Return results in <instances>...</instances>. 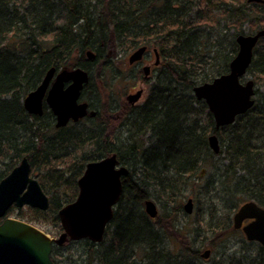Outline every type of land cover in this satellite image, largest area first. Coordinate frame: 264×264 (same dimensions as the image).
Wrapping results in <instances>:
<instances>
[{
    "label": "trees",
    "instance_id": "1",
    "mask_svg": "<svg viewBox=\"0 0 264 264\" xmlns=\"http://www.w3.org/2000/svg\"><path fill=\"white\" fill-rule=\"evenodd\" d=\"M262 29L264 5L247 0H0V183L26 157L50 200L47 212L13 207L6 217L62 233L58 214L77 199L87 164L115 154L130 173L104 240L71 242L88 264L127 263L123 256L134 264L210 263L201 250L219 251L236 231L237 210L248 202L264 208V38L248 72L258 83L255 105L234 124L217 129L194 88L229 73L238 34ZM145 46L162 64L146 101L126 109L113 95L115 80L125 83L117 61ZM73 67L91 74L82 99L96 116L57 129L48 109L30 115L24 100L47 72ZM96 77L112 90L105 103L92 87ZM189 190L197 204L211 202L191 221ZM148 200L160 205L156 219L145 211ZM63 250L53 248L55 264ZM236 261L220 255V264H244Z\"/></svg>",
    "mask_w": 264,
    "mask_h": 264
},
{
    "label": "water",
    "instance_id": "2",
    "mask_svg": "<svg viewBox=\"0 0 264 264\" xmlns=\"http://www.w3.org/2000/svg\"><path fill=\"white\" fill-rule=\"evenodd\" d=\"M264 4V0H249ZM264 37V30L254 35L238 38V53L230 64L228 74L222 75L211 83L194 88L199 101H204L213 115L217 129L232 125L239 116L246 114L255 105V83L252 80L244 83L254 59L258 41ZM148 48L136 50L130 57L131 65L142 61ZM157 61L159 56L157 51ZM89 59L95 54L90 52ZM146 72L149 68H145ZM56 75V78L54 79ZM89 73L82 70L52 68L47 72L41 84L30 92L24 100L26 111L34 116L44 113V99L56 117L58 129L66 127L71 121L78 122L88 115L89 104L80 103L84 86L89 82ZM66 83H70L66 87ZM51 85V86H50ZM48 92V94H47ZM143 91L128 96V101L135 104L140 100ZM211 150L218 154L220 142L217 136L209 138ZM130 173L126 166L120 165L117 155L100 161L91 162L78 181L77 199L64 207L58 214L63 233L52 239L39 227L14 218L4 219L9 210L31 207L46 212L50 200L42 190L37 179L31 177V167L24 159L12 173L0 183V264H55L52 260L54 246H64L71 241L87 239L101 243L114 218V211L123 193L122 179ZM145 211L152 219L157 218V204L150 200L145 204ZM187 214L193 213V200L185 205ZM246 220H253L243 227ZM234 228L243 227L246 239L264 246V209L250 202L237 211L234 216ZM210 251L203 254L208 259Z\"/></svg>",
    "mask_w": 264,
    "mask_h": 264
},
{
    "label": "rangeland",
    "instance_id": "3",
    "mask_svg": "<svg viewBox=\"0 0 264 264\" xmlns=\"http://www.w3.org/2000/svg\"><path fill=\"white\" fill-rule=\"evenodd\" d=\"M246 32L250 35L255 33V32H251V31L250 32L246 31ZM129 56L124 57V55H123L122 58L119 57L120 60L117 61V62H119V66H121V67L126 66L129 62ZM150 56H151V52L146 55L147 59H149ZM154 61H155V59L153 58L152 62H154ZM138 69L139 68H137V67L136 68L133 67V68H130L126 72V75L128 77H131V81H130V84L128 85V87L125 88L126 89L125 94H123V91L120 92L117 87H116L117 88L116 90L113 89V95H114L115 101H116V99H119L118 101H120V99H122V101L125 100L127 94L132 90V88L137 87V86L139 87L140 85H142L138 79L134 78ZM157 74L158 73L154 74V77L152 78L153 81L157 77ZM250 77L251 76H248V78H250ZM92 87L97 88V92L99 91L98 92V98H99L98 104L101 102L105 103L109 99L110 92H112V90L109 89L108 87L105 88L104 85L97 79V77L94 79ZM145 87L148 90L149 85H145ZM144 101H145V98L140 102V104H142ZM192 193L193 192L191 190H189L186 193L187 196H186L185 201H184V204L186 205L189 199H191V198L193 199V211L194 212L192 215H189V217H185V219L190 220V221L195 219V217L203 211V208H205V203H211V202H209V200L202 199L201 202H199L197 204V200L196 201L194 200V198L192 197L194 194H192ZM13 207H15V206H13ZM198 207L200 208V211H198ZM15 209L17 211H19L21 209L28 210L27 207H24L21 209H18V208H15ZM28 215L31 216V213H29ZM11 218L21 220V219L17 218L16 215H12ZM21 221H25V220H21ZM25 222H27V221H25ZM27 223H29V222H27ZM30 223L34 225V223H32V222H30ZM37 227H39L40 229H42L43 231L48 233L50 235V238H52V239H57L61 234V233H57L53 226H37ZM79 245L80 244L68 243L67 245L64 246V250L60 253L62 255L61 264H88L87 258L83 257L82 248H80ZM206 250H208V249H202L201 254L202 253L204 254ZM260 251H261V249H260ZM223 252H225V255L234 256V258L237 260L236 262L239 261V257L242 258V256L246 255V257H248V258H249V256H251L252 258H255L259 254V251H258V248L256 247V245H253L252 243L247 242L243 238L241 232H239V231H234V233L232 232L231 235H228V237L226 238L224 243L221 245V248L219 249V251L217 253L212 252L211 257H209L210 261L213 262V264H220V255L223 254ZM55 260H57V257ZM211 262L205 263V264H211Z\"/></svg>",
    "mask_w": 264,
    "mask_h": 264
},
{
    "label": "bare ground",
    "instance_id": "4",
    "mask_svg": "<svg viewBox=\"0 0 264 264\" xmlns=\"http://www.w3.org/2000/svg\"><path fill=\"white\" fill-rule=\"evenodd\" d=\"M247 3H257V4H262V3H258V2H255V1H251V2H250L249 0H247ZM262 5H264V4H262ZM221 22H222L223 27H225V28L228 27V22H225L224 17L221 19ZM262 30H264V29H262ZM246 31H247V30H246ZM246 31L244 32V34H238V35L236 36V38H235V42L237 43V45H238V38H239L240 36H245V37H246V36H249V35H250V34H248ZM259 31H261V30H259ZM249 32H250V31H249ZM257 32H258V31H257ZM255 33H256V32H255ZM255 33H254V34H255ZM254 34H251V35H254ZM263 38H264V37H262V38L258 41L257 46L260 45V41H261ZM257 46H256V47H257ZM139 49H140V48H139ZM137 50H138V49H137ZM90 52H92V51H87V53H86V57L88 58V60H90L89 57H88ZM134 52H135V51H134ZM134 52H133V53H134ZM92 53H93V52H92ZM133 53H131L130 56H131ZM130 56H129V57H130ZM160 61L162 62V60L159 59L158 63H159ZM161 64H162V63H161ZM130 66H131V64L128 62V64H127L126 66L121 67L120 72H119V75L122 74V75L124 76L123 79H124V82H125V83H121V82L117 81L118 78L115 80V81H116V82H115V88L117 87V88L119 89L120 92L123 91V94L126 93V89H125V88L128 87V85L130 84V81H131V77H128V76L126 75V72L129 70V67H130ZM160 66H161V65H160ZM71 69H72V70L82 69V70L88 72L87 70H85V69H83V68H81V67H73V68H71ZM249 69H250V68H249ZM156 72H157V70H156ZM156 72H154V74H155ZM248 72H249V70H248ZM248 72H247V75L244 77V81H243V82L246 83V82L249 81V80L254 81V83H255V95H254L253 99L256 100V91H257L258 83L256 82L255 78H253V76H251L250 78H248V76H249V75H248V74H249ZM88 73H89V72H88ZM154 74H153L152 78L154 77ZM89 77H90V79H91V74H90V73H89ZM219 77H220V76L214 78V80L217 79V78H219ZM152 78L149 79V80H143V79H141V80H143L144 85H149V86H151V85L153 84V82L155 81V79H156V78H155L154 81H153ZM90 79H89V82H90ZM214 80H213V81H214ZM213 81H212V82H213ZM89 82H88V83H89ZM88 83H87V84H88ZM207 83H211V82H207ZM204 84H205V83H204ZM261 84H263V83H261ZM261 84H260V85H261ZM201 85H203V84H201ZM84 88H85V86H84ZM117 88H116V89H117ZM122 88H124V89H122ZM148 90H149V87H148ZM148 90H147V94H148ZM83 91H84V89H83ZM83 91H82V92H83ZM88 93H89V95H94V94H93V89H90V91H89ZM147 94H146V95H147ZM195 97H196V96H195ZM146 98H147V97H146ZM196 99H197V98H196ZM81 100H82V94H81V98H80V100H79L80 103H84V102L88 103V104H89V112H92V111H90V103H91V102H90L89 100H88V101H89L90 103H89L87 100H84V101L82 102ZM197 100H198V99H197ZM145 101H146V99H145ZM145 101H144V102H145ZM198 101H199V100H198ZM144 102H143V103H144ZM143 103H142V104H143ZM91 104H92V103H91ZM142 104H140V105H142ZM49 109H50V108H49ZM49 109H48V110H49ZM97 109H98V108H97ZM250 110H251V109H250ZM250 110H249V111H250ZM49 111H50V110H49ZM44 113H45V110H44ZM44 113H43V115H44ZM30 115H31V114H30ZM43 115H42V116H43ZM42 116H38V117H42ZM211 136H217V135H211ZM211 136H210V137H211ZM210 137H209V138H210ZM159 138H161V137H159ZM217 138H218V136H217ZM159 140H160V139H159ZM218 140H219V138H218ZM24 159H27V160H28V158L25 157V158H23V159L21 160V162H22ZM21 162H20V164H21ZM28 162H29V160H28ZM29 164H30V163H29ZM30 167H31V165H30ZM11 173H12V172H11ZM11 173H10V174H11ZM10 174H9V175H10ZM9 175H8V176H9ZM8 176H7V177H8ZM7 177H6V178H7ZM31 177L34 178V177L32 176V169H31ZM4 179H5V178H4ZM4 179H3V180H4ZM34 179H36V178H34ZM3 180H2V181H3ZM2 181H1V182H2ZM47 197H48V196H47ZM48 198H49V197H48ZM148 201H150V200H148ZM146 202H147V201H146ZM72 203H73V202H72ZM72 203H70V204H72ZM248 203H250V202H248ZM254 203H255V202H254ZM156 204H157V203H156ZM246 204H247V203H246ZM256 204H257V203H256ZM67 205H69V204H67ZM67 205H65L64 207H66ZM244 205H245V204H244ZM242 206H243V205H242ZM242 206H241V207H242ZM64 207H63V208H64ZM157 207H158V211H159V207H160V205L158 204ZM63 208H62V209H63ZM62 209H61V210H62ZM262 209H264V208H262ZM61 210H60V211H61ZM159 212H160V211H159ZM158 215H159V214H158ZM168 224H172V223H169V222L166 220L164 225L166 226V225H168ZM176 225H178V223H177ZM244 226H245V225L243 224V227H244ZM243 227H242L241 229H243ZM177 228H179V227L176 226L175 231L178 232ZM175 231L172 232V235H176V234H177V232H175ZM172 235H171V236H172ZM178 238H180V236H179ZM175 242L180 244V241H175ZM168 243H169V245H170V242H168ZM256 247L258 248V251H259V254L257 255V257L252 258L251 256H249V258H248V257H246V255H245V256H242V258L239 257V261H240V262H243L244 264H257V263H258V264H264V250L262 249V248H264V247H263V246H259V245H256ZM260 249H261V251H260ZM206 251H210V256H209V257H211V255H212V250H211V249H208V250H206ZM121 255H123V254H121ZM237 257H238V256H237ZM123 259L125 260V261H123V262H127V263H124V264H134V262H135V261H134L135 258H134L133 256H129V257H128V256H123Z\"/></svg>",
    "mask_w": 264,
    "mask_h": 264
},
{
    "label": "flooded vegetation",
    "instance_id": "5",
    "mask_svg": "<svg viewBox=\"0 0 264 264\" xmlns=\"http://www.w3.org/2000/svg\"><path fill=\"white\" fill-rule=\"evenodd\" d=\"M155 51H157V50H155V49H153V50H147V52L145 53V55H144V57H143V59H142V61H140V62H137V63H135V64H133V65H131L130 67H129V69L130 68H133V67H137V68H139L138 69V71L136 72V74H135V76H134V78L135 79H138L139 81H140V83L142 84V85H140L139 87L137 86V87H134V88H132V90L127 94V96H126V98H125V100H123L122 101V99H121V101H122V103H123V105H124V107L126 108V109H128V108H136V107H138V106H140V102L145 98L146 99V97H147V89H146V87H145V85H144V83H143V80H149V79H151L152 78V76H153V74H154V72H156V70L160 67V65H161V61L158 63V59H157V56H156V52ZM151 52V56H150V58L149 59H147V57H146V55L148 54V53H150ZM158 53V52H157ZM158 56H159V59L161 60V58H160V55H159V53H158ZM153 58L155 59V61L154 62H152V60H153ZM94 60V59H93ZM149 68V71L148 72H146V69L145 68ZM141 68V69H140ZM58 72V71H57ZM138 73V74H137ZM138 77H140V78H138ZM56 78V75H55V77H54V79ZM141 79H143V80H141ZM70 83H66V87L69 85ZM89 84V83H88ZM87 85V84H86ZM85 85V86H86ZM51 86V85H50ZM139 91H143V93H142V96H141V98H140V100L139 101H137L135 104H131V103H129V101H128V96L129 95H134V94H136V93H138ZM47 94H48V92H47ZM46 98H47V95H46V97H45V99H44V110H46V109H49V106L47 105V103H46ZM82 102L84 101L83 99L81 100ZM114 104H116V105H121L120 103H114ZM50 110V112L53 114V112H52V110L51 109H49ZM90 111H92V112H95V115L94 116H91V115H88V116H86L85 118H83V119H81V120H79L78 122H73V121H71L66 127H68L70 124H72V123H74V124H76V123H79V122H81L82 120H84V119H86V118H89V117H91V118H93V117H95L96 116V114H97V110L94 108V106L93 105H91V103H90ZM54 115V114H53ZM54 117H55V115H54ZM55 121H56V117H55ZM66 127H64V128H66ZM57 128V127H56ZM58 129V128H57ZM61 129H63V128H61ZM120 162V161H119ZM88 165V164H87ZM120 165H121V163H120ZM123 166V165H122ZM86 170V169H85ZM253 220H246L245 222H244V225H247V224H249L250 222H252ZM236 230V229H235ZM236 231H239V232H241V234H242V236H243V238L245 239V240H247L246 239V236H245V234H244V231H243V229H237ZM249 243H252L253 245H259V246H262L261 244H259V243H257V242H249ZM264 247V246H263Z\"/></svg>",
    "mask_w": 264,
    "mask_h": 264
}]
</instances>
